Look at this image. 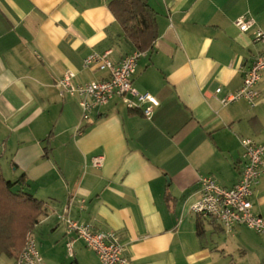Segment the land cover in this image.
<instances>
[{"label":"crops","instance_id":"crops-1","mask_svg":"<svg viewBox=\"0 0 264 264\" xmlns=\"http://www.w3.org/2000/svg\"><path fill=\"white\" fill-rule=\"evenodd\" d=\"M110 1L0 0V167L9 180L24 174L23 191L47 206L31 233L44 264L98 262L66 234L64 215L116 233L131 264H264V235L190 211L201 176L237 182L241 138L264 143V71L254 106L220 102L262 49L234 20L248 15L264 29V0H147L158 36L133 86L158 106L145 118L113 97L78 132V102L55 80L64 70L77 83L104 79L105 70L83 66L87 54L110 50L118 62L135 51ZM97 155L104 162L93 167ZM251 199L264 217V173ZM13 261L0 254V264Z\"/></svg>","mask_w":264,"mask_h":264},{"label":"built area","instance_id":"built-area-1","mask_svg":"<svg viewBox=\"0 0 264 264\" xmlns=\"http://www.w3.org/2000/svg\"><path fill=\"white\" fill-rule=\"evenodd\" d=\"M234 25L241 32L252 31L255 42L262 49L254 56L243 73L242 84L236 90L220 98L222 104L244 99L252 107L256 104L257 82L264 71V29L257 26L253 17L241 15L235 18ZM142 52L133 51L118 62L110 59V50L101 53L91 52L83 59V66H96L107 72L104 79L90 80L83 83L74 81L75 73L64 70L54 82L60 96H69L77 100L81 110V125L88 123L98 113L99 108L113 97H119L128 109H138L145 118H150L158 106V99L146 92H139L133 86V75ZM221 91L220 87L215 93ZM80 125V127H81ZM78 127L77 131H80ZM243 165L240 177L235 184L226 187L216 183L212 176L198 179V197L190 205V211L203 217L216 219L225 230L244 225L264 235V217L252 211L253 187L264 173V143H256L250 138H241ZM104 162L102 155L91 158L93 167H100ZM66 234L81 240L97 256V264H131L124 252V245L116 233L109 230L94 229L92 224L78 221L69 216L61 217ZM73 239L65 242L66 255L74 257ZM12 264H44V260L34 238L30 235L25 246Z\"/></svg>","mask_w":264,"mask_h":264},{"label":"trees","instance_id":"trees-1","mask_svg":"<svg viewBox=\"0 0 264 264\" xmlns=\"http://www.w3.org/2000/svg\"><path fill=\"white\" fill-rule=\"evenodd\" d=\"M109 8L138 52L152 49L158 36L156 12L147 0H111ZM87 124V123H86ZM86 124L81 125L80 131ZM26 177L4 178L0 167V254L17 257L36 224L48 213L43 200L23 191ZM19 186L17 190L14 187Z\"/></svg>","mask_w":264,"mask_h":264}]
</instances>
